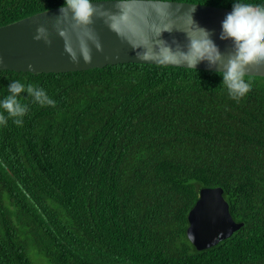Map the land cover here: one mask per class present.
<instances>
[{"label": "trees", "instance_id": "1", "mask_svg": "<svg viewBox=\"0 0 264 264\" xmlns=\"http://www.w3.org/2000/svg\"><path fill=\"white\" fill-rule=\"evenodd\" d=\"M63 2L0 0V26ZM216 73L0 71V99L19 80L55 102L21 93L23 123L0 125V264H264V77L233 97ZM214 187L242 225L197 251L187 214Z\"/></svg>", "mask_w": 264, "mask_h": 264}, {"label": "water", "instance_id": "2", "mask_svg": "<svg viewBox=\"0 0 264 264\" xmlns=\"http://www.w3.org/2000/svg\"><path fill=\"white\" fill-rule=\"evenodd\" d=\"M61 7L0 26V71L66 73L141 63L217 72L222 67L220 63L211 65L204 61L191 68L179 59L164 60L170 54L178 58L180 50H186L187 34L198 35L197 26L208 30L224 59L233 50L230 40L219 38L221 21L231 9L168 0H100L93 1L96 12L87 26L93 38L83 37L91 57L85 62L80 40L84 29L75 28L71 13ZM120 11L126 20L117 32L107 21L110 15ZM39 26L46 29L47 42L44 38H34ZM61 29L67 33L75 60L66 51V38L59 35ZM245 75L264 77V64L246 63ZM187 222L186 237L197 251L218 244L242 225L232 219L221 187L199 190Z\"/></svg>", "mask_w": 264, "mask_h": 264}, {"label": "clouds", "instance_id": "3", "mask_svg": "<svg viewBox=\"0 0 264 264\" xmlns=\"http://www.w3.org/2000/svg\"><path fill=\"white\" fill-rule=\"evenodd\" d=\"M61 8L71 13L75 28L84 29L80 37L81 50L85 62L90 61L91 57L84 45L83 37L93 38L91 30L87 28L96 12L93 0H64ZM125 20L126 16L120 11L118 14L110 15L107 22L111 29L119 32L120 25ZM220 27L219 38L230 40L233 46L226 59L211 39L208 30L197 26L198 35L187 34L186 50H180L178 58L175 54H170L166 55L164 60L171 62L179 59L180 63L191 68H196L204 61L211 65L220 63L222 67L216 74L221 77L228 94L239 97L251 87L249 79L245 78V64L248 62L264 64V0H233L231 11L224 16ZM59 35L66 38V51L75 60V53L72 52L67 41V33L61 29ZM34 38L37 40L44 38L47 42L46 29L43 26L37 27ZM7 92L8 95L0 99V125H6L9 118H12V122L16 125L23 123L22 118L27 113L28 107L19 101L21 93H27L32 97V101L40 106H54L55 103L43 88L31 84L26 86L19 80L11 81L7 85ZM4 113L7 115L5 116Z\"/></svg>", "mask_w": 264, "mask_h": 264}]
</instances>
